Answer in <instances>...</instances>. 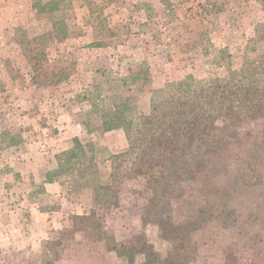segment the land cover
<instances>
[{
	"label": "trees",
	"instance_id": "16d2710c",
	"mask_svg": "<svg viewBox=\"0 0 264 264\" xmlns=\"http://www.w3.org/2000/svg\"><path fill=\"white\" fill-rule=\"evenodd\" d=\"M32 7L35 18L46 19L51 31L31 37L20 33L16 40L31 84L39 87L40 73L49 64L50 40L61 43L79 36L77 9L94 13L102 7L92 0H34ZM262 10L264 16V6ZM229 58L228 50L222 49L221 59L227 65ZM51 77L50 84L57 85L68 74L61 67ZM102 77V85L82 96L89 103L83 125L87 133L121 130L126 145L110 155L109 172L103 178L96 157L77 137L72 139L67 158L57 162L54 177L47 182L88 190L93 207L88 213L71 215V225L56 231L57 243L79 233L128 264H191L198 252L194 233L211 223L233 227L238 219L232 201L264 184V21L256 24L239 66H229L223 77L199 80L187 74L153 88L145 60L133 72L109 70ZM141 95L148 100L146 109L139 105ZM255 120L262 122L257 138L239 131ZM20 144L19 135L0 133V153ZM222 175H228L225 184L216 185ZM130 178L143 185L138 220L142 226H155L158 237L169 244L164 255L144 238L117 240L97 218V208L118 207L117 185ZM201 196L204 204L196 206L193 217L176 218V201L196 203ZM249 216L248 222L264 225V203ZM223 258L224 264H242L234 251L225 252Z\"/></svg>",
	"mask_w": 264,
	"mask_h": 264
},
{
	"label": "rangeland",
	"instance_id": "374dc122",
	"mask_svg": "<svg viewBox=\"0 0 264 264\" xmlns=\"http://www.w3.org/2000/svg\"><path fill=\"white\" fill-rule=\"evenodd\" d=\"M162 3L156 12L162 11L158 16L161 29L154 28L160 46L150 48L149 53L175 59L178 77L166 82L187 74L199 80L225 76L229 66H239L256 24L264 21V0H163ZM96 5L103 9L107 4L104 1ZM77 14L78 17L81 14L78 9ZM146 14L154 17L147 9ZM37 20L29 26L23 23L13 29L0 28V133L8 131L21 139L18 149L0 153V264H128L124 258L106 251L102 244L84 239L79 233L74 239L57 243L56 231L71 225L70 216L88 213L93 207L88 190L73 191L67 184L47 182V178L54 177L52 171L57 162L67 158L73 145L71 137L79 136L85 150L96 157L103 178L109 172L110 155L121 152L126 140L122 131L106 136L101 131L91 135L79 133L77 124L86 119L89 110V103L82 96L94 86L102 85L103 77L97 74L70 79L74 55L65 51L63 45L58 48L56 40L49 42V64L40 73L42 85L31 84L28 65L16 39L20 33L31 37L51 31L46 19ZM148 24L143 30L152 33L153 24ZM78 26L83 31V26ZM224 48L230 53L228 65L221 59ZM65 53L63 59L61 54ZM61 67L68 79L50 84L51 74ZM149 68L152 77L155 73L150 65ZM122 69L116 70L123 72ZM88 80L91 82L87 83ZM147 103L146 96L141 95V108L146 109ZM261 127L262 122L255 120L239 131L250 132L257 138ZM226 178L228 175L220 176L216 185L225 184ZM117 188L118 207L97 208V218L117 240L144 238L164 255L169 244L158 237L155 226H142L138 220L143 199L141 180L125 179ZM204 200L201 196L196 203L176 201V218L193 217L196 206L203 205ZM263 203L264 184L232 201L238 219L233 227L221 228L211 223L196 231L193 238L198 252L191 264H224L227 251H234L242 264H264V225L254 220L248 222L249 212L255 215ZM49 239L54 243L46 244ZM136 260L140 261V257Z\"/></svg>",
	"mask_w": 264,
	"mask_h": 264
},
{
	"label": "crops",
	"instance_id": "0c3cea01",
	"mask_svg": "<svg viewBox=\"0 0 264 264\" xmlns=\"http://www.w3.org/2000/svg\"><path fill=\"white\" fill-rule=\"evenodd\" d=\"M92 1L100 4L105 0ZM32 2L33 0H0V21L9 23L7 26L0 25V28L13 29L18 25H24L23 23L29 26V23L39 22L34 17L35 9ZM162 2L163 0H118L105 5L97 13H89L85 7H81L79 9L81 14L76 21L78 25L83 26L82 33L61 43L55 42L59 45L58 48L63 45L66 47L65 51L69 50L74 55L70 79L74 76L93 77L97 74L102 77L103 72L120 67L124 71L133 72L137 63L144 59L149 61L152 73H155L152 75L153 88L161 87L167 80L176 79L179 70L175 69V59L172 61V58H162L158 54L152 56L149 53L150 48L160 46L155 29H161L159 25L162 24H159L158 16L162 11L160 14L156 12H159ZM150 4H153V8H150ZM146 9L149 13L153 12L154 17L147 16ZM148 23L153 24L152 33L143 30ZM66 53L68 56V52ZM66 53L61 54V57L64 56L63 59ZM88 81L87 83L91 82ZM77 126L79 133L91 135L83 128V120ZM116 131L120 133L121 130L104 132L103 135H110ZM74 137L79 138L74 134L71 140ZM123 141L125 142L124 137Z\"/></svg>",
	"mask_w": 264,
	"mask_h": 264
}]
</instances>
